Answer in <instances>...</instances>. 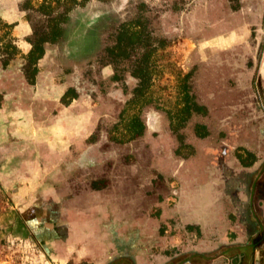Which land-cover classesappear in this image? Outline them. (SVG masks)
Segmentation results:
<instances>
[{
  "label": "crops",
  "instance_id": "obj_1",
  "mask_svg": "<svg viewBox=\"0 0 264 264\" xmlns=\"http://www.w3.org/2000/svg\"><path fill=\"white\" fill-rule=\"evenodd\" d=\"M22 1L0 0V44L10 39L17 47L5 64L0 52V190L24 217L50 204L53 229L65 233L63 243L53 241L52 263L264 264V205L250 208L242 190L249 183L264 202V33L257 32L264 0H191L169 12L196 41L188 56L199 62V79L219 86L208 89L215 107L197 95L207 112L189 119L208 134L196 135L188 121L181 142L158 111L139 115L143 132L126 140L132 114L121 111L137 79L112 80L105 63V91L88 93L85 74L94 63L82 65L88 51L69 48L79 23L70 18L67 32L44 43L29 81L23 66L32 25ZM123 80L134 84L127 89ZM68 89L75 95L63 102ZM211 114L227 136L203 146L214 138ZM228 137L218 161L213 150ZM138 140L149 142V161L121 159V146ZM236 153H251L252 163L241 165Z\"/></svg>",
  "mask_w": 264,
  "mask_h": 264
},
{
  "label": "rangeland",
  "instance_id": "obj_2",
  "mask_svg": "<svg viewBox=\"0 0 264 264\" xmlns=\"http://www.w3.org/2000/svg\"><path fill=\"white\" fill-rule=\"evenodd\" d=\"M190 1L90 0L83 8L77 6L71 10L69 13L71 21L79 22L78 25L82 24L78 31L82 35L79 37L78 47L88 51L81 64L94 63L86 71L87 78L86 85L83 86H86L84 89L93 94H97L98 91H105V78L100 71V66L110 61L105 50L113 45L116 31L121 22L139 17L144 22L145 30L153 36L164 38L165 45L159 47L154 54L155 74L152 76L146 102L135 106L127 105V114H138L144 118L146 115L150 116L152 111H158L162 115L164 129H168L170 117L176 113L181 105L183 84H188L194 97L198 95L201 99H208L210 107L214 108L215 105L213 106L211 103L215 100L208 97L212 96L209 95L208 89H217L218 85L214 86L213 82L209 84L203 79H199V62L198 60L190 62L188 56L197 49L196 41L187 38L186 34H182L183 31L178 18L169 13L173 8H181L183 4L187 5ZM234 4L239 5L238 0H234ZM42 20L41 17L34 15L33 21L36 23L41 24ZM65 26H63V31L66 30L67 32L68 27ZM257 32L262 35L264 27L261 25ZM262 45V41H260L255 47L260 51ZM243 48L245 49V46ZM116 65L119 69L121 66L125 68L127 62L119 61ZM124 80V87L127 89L134 84L133 80L126 82ZM119 86H121V82H119ZM262 103L263 101H261ZM235 107L237 106L232 107V109L236 110ZM256 109L255 112L258 113L260 110ZM207 118V124L211 130L215 131V134L210 142H203V146H207L205 144L213 145L215 141L219 142L221 136H227L222 131L225 129L223 126L225 122L214 119L212 114ZM195 122V119L189 120L190 126H194ZM226 124H229V121ZM189 128L191 129V127ZM159 130L152 135H160ZM169 139L174 141V136L171 135ZM232 141V137H228L225 143L213 150L216 155L212 157H217L218 161H220L219 158L224 160L225 151L228 150ZM171 144L173 145L170 147L175 146L176 142ZM148 148L149 142L144 143L141 140L121 146V159L127 162L139 159L149 161ZM243 186L242 190L249 199V207H253L254 204V206L262 208L264 205L262 197L255 193L252 194L249 183L246 182ZM252 197H254V201ZM11 205L12 202L7 200L5 193L0 190V264H53L50 256V253H53V241L63 243L65 233L60 227L53 229L54 218L51 217L50 204L47 203L45 204L46 207H40L30 217L22 216L18 209H11Z\"/></svg>",
  "mask_w": 264,
  "mask_h": 264
},
{
  "label": "trees",
  "instance_id": "obj_3",
  "mask_svg": "<svg viewBox=\"0 0 264 264\" xmlns=\"http://www.w3.org/2000/svg\"><path fill=\"white\" fill-rule=\"evenodd\" d=\"M90 0H23L20 8L26 11V17L31 21L32 33L27 38L31 43V48L25 55L24 73L29 81L37 72L36 63L44 53V43H54L63 33L62 25L69 19V13L77 6H85ZM36 17H41L42 23H36ZM264 19V17H263ZM10 26V25H6ZM264 27V21L262 23ZM80 23L72 30L70 35L69 48L73 51H80L78 47L79 37L82 36L78 31L81 29ZM86 29V28H85ZM74 31V32H73ZM86 39V38H85ZM165 45L164 38H159L149 34L145 30L144 22L139 17L132 18L121 22L115 34L113 45L106 48V54L110 61L106 62L113 66L114 73L112 80L119 81L123 79L125 73H129L137 79L135 87L132 89V97L127 101V105L135 106L146 102L147 93L150 90L152 76L155 74L154 54L159 47ZM17 47L10 39L2 41L0 44V52L3 56V64L7 59L12 58L16 53ZM83 50V49H82ZM119 61H126L127 67L121 66L117 68ZM181 105L174 115L170 117L169 126L172 132L176 133L178 140L182 141V134L179 132L189 121L193 113L205 114L207 108L195 101L194 95L190 92L188 84H183ZM75 93L72 89H68L62 95V101L65 102L66 97H74ZM128 107V106H127ZM123 114L126 112L122 109ZM125 129L129 131L126 140L132 139L136 135H140L144 129V123L140 120L138 114H132L125 121ZM193 129L195 134L204 137L208 134L204 124L194 123ZM236 157L243 166L250 165L253 160H249L251 153L245 157L236 153ZM249 156V157H248ZM248 159V160H245Z\"/></svg>",
  "mask_w": 264,
  "mask_h": 264
}]
</instances>
